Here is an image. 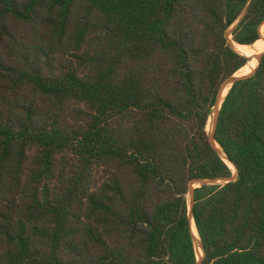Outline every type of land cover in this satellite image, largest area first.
<instances>
[{"label": "trees", "instance_id": "trees-1", "mask_svg": "<svg viewBox=\"0 0 264 264\" xmlns=\"http://www.w3.org/2000/svg\"><path fill=\"white\" fill-rule=\"evenodd\" d=\"M237 20L258 42L264 0H0V264H197L190 185L233 176L208 120L259 53ZM257 64L214 129L235 181L194 189L200 264H264Z\"/></svg>", "mask_w": 264, "mask_h": 264}, {"label": "rangeland", "instance_id": "rangeland-1", "mask_svg": "<svg viewBox=\"0 0 264 264\" xmlns=\"http://www.w3.org/2000/svg\"><path fill=\"white\" fill-rule=\"evenodd\" d=\"M238 21L239 20H237L228 30V40H229L231 45H232L233 42L231 40V35L230 34H231L232 29L236 26V24H238ZM261 35H262V38L258 42H256L252 46H245V49H248V50H259V53L253 59H251V57L250 58L248 57L250 59V62H249V64L246 67H250L258 59V57H260V56H262L264 54V26L261 27ZM244 76H247V75H243V74L239 73V74H237V76L235 78H241V77H244ZM217 109L218 108H216V109L214 108L212 110V114H211V116H210V118L208 120V125H207L208 128H206V131H207L208 135H210L212 133V131H213V129H212V131H210V128H211V125L214 122V118H215L214 117V111L216 112ZM232 177H236V172L233 171V176ZM225 183H226V181L216 180L213 184L223 185ZM199 185H200V183H193V184L190 185V189L193 190V189L197 188ZM187 204H188V208H189V206H190V195H189V193L187 194ZM192 234H193L194 242H195V250L197 251L199 249V245L200 244H198L199 241L197 242V239H196L193 231H192ZM196 257H197V255H196ZM202 258H203V255H202ZM202 258H201V260H202Z\"/></svg>", "mask_w": 264, "mask_h": 264}, {"label": "water", "instance_id": "water-1", "mask_svg": "<svg viewBox=\"0 0 264 264\" xmlns=\"http://www.w3.org/2000/svg\"><path fill=\"white\" fill-rule=\"evenodd\" d=\"M239 22V21H238ZM247 57V56H246ZM248 58V57H247ZM260 58H261V56L260 57H258V64H257V66L259 65V62H260ZM255 71V70H254ZM253 71V72H254ZM253 72L251 73V74H249V75H247V76H244V77H241V78H235L234 77V75L232 76V77H230V78H228L223 84H222V86H221V88H220V90H219V93H218V95H217V97H216V101H215V105H214V107H213V109L215 108H218V112L216 113V115H215V118H214V124H213V131H212V133L210 134V135H208V137H209V141L211 142V144L214 146V138H213V135H214V129H215V125H216V121H217V118H218V113H219V110H220V107H221V104H222V102H223V97H222V94H223V92H224V90L226 89V87L227 86H229V85H232L233 83H235V82H237V81H239V80H242V79H245V78H248L249 76H251L252 74H253ZM215 148V147H214ZM216 149V148H215ZM216 151H217V153H218V155L222 158V156H221V152L219 151V150H217L216 149ZM224 157V156H223ZM225 158V157H224ZM223 159V158H222ZM226 159V158H225ZM226 161H228L227 159H226ZM233 168H234V166H233ZM234 170H235V172L237 171L236 170V168H234ZM236 177H237V174H236ZM236 177H231V178H229V179H226L225 181H226V183H228V182H232V181H235V179H236ZM215 182V180H213V181H209V180H203V181H196L195 183H200V184H206V185H210V184H213ZM188 193H189V195H190V206H189V208H188V215H189V218L190 219H192V206H193V203H194V189L192 190V189H190L189 188V191H188ZM200 262H201V260L199 261V260H197V264H200Z\"/></svg>", "mask_w": 264, "mask_h": 264}, {"label": "bare ground", "instance_id": "bare-ground-1", "mask_svg": "<svg viewBox=\"0 0 264 264\" xmlns=\"http://www.w3.org/2000/svg\"><path fill=\"white\" fill-rule=\"evenodd\" d=\"M232 44H233L234 46H236L237 48L245 49V46L238 45V44H236V43H232ZM255 62H256V61H255ZM255 62H254V63H255ZM254 63H253V64H254ZM253 64H252V65H253ZM252 65H251V66H252ZM251 66H250V67H251ZM250 67H243L241 70H239L237 73L234 74V77H236L237 74H239V73L242 74L243 72L247 71ZM230 86H231V85H229V86L224 90V92H223V94H222V97H223V98L226 96V93H227V91L229 90ZM217 110H218V109H217ZM217 112H218V111H217ZM215 115H216V113H214V117H215ZM207 128H208V127H207ZM214 147L217 148L218 150H220L219 147H218L215 143H214ZM220 151H221V150H220ZM221 156H222L223 160L227 163V165L232 169V171L235 172L233 166H232L228 161H226V159L223 157L222 154H221ZM191 230L194 232V235H195V237H196V239H197V242H198V241H199L198 234H197V231H196V229H195V226H194V223H193L192 219H191ZM194 243H195V242H194ZM198 244H200V242H198ZM196 255H197V259H198V260H201L202 255H203L201 245H199V249L196 251Z\"/></svg>", "mask_w": 264, "mask_h": 264}]
</instances>
